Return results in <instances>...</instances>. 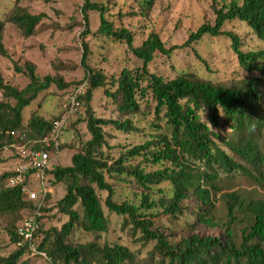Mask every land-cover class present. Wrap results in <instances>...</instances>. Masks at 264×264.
Listing matches in <instances>:
<instances>
[{"label": "trees", "instance_id": "16d2710c", "mask_svg": "<svg viewBox=\"0 0 264 264\" xmlns=\"http://www.w3.org/2000/svg\"><path fill=\"white\" fill-rule=\"evenodd\" d=\"M135 1H142L147 11L155 0ZM215 2L212 0L214 23L201 24L182 46L197 42L204 35H224L245 72L243 76L213 80L194 71H182L172 79L163 78L150 71V63L155 56H168L178 46L166 48L154 31L136 45L131 30L116 29L104 16L102 6L84 0L77 25L82 27L81 64L86 78L73 89L86 82L76 101L77 110L86 106L85 124L90 138L79 148L60 142L59 150L61 146L71 150L70 162L65 166L53 162L47 171L50 185L65 184L60 199L53 201L48 192L40 206L36 248L45 252L50 261L264 264V49L242 51L239 36L223 28L226 21L238 20L264 42V0H221L218 8ZM93 9L100 13L97 32L123 40L133 59L132 66L123 67L117 74H105L87 63V12ZM43 17L42 13L31 14L15 1L0 20V55H7L3 41L5 23L15 25L24 37H29L38 32ZM25 70L28 83L20 89L0 75V151L20 139L28 147L42 149V138L50 134L53 121L61 118L63 104H69L70 92L55 117L44 118L39 104L24 120V108L41 93L52 85H69L59 76L39 77L31 63H25ZM16 71L21 69L16 67ZM95 88H103L123 119L101 118L92 113L89 102ZM147 94L155 104L156 115L161 114L163 126L109 162L103 149L104 128L126 133L136 130L129 115L137 114L139 103L145 101ZM202 112H207L208 122L202 119ZM70 117L61 131L69 125ZM49 151L53 155L51 148ZM129 159L135 163L123 165ZM117 173H124L129 185L141 189L140 194L117 200L116 190L107 181V176ZM9 174L8 170L0 173V220L14 250L0 262L25 264V254L46 262L41 256L30 255L26 244L18 245L17 227L34 215L38 202L26 198L20 187L7 186ZM99 191L106 192L103 204L107 211L122 217V227L128 226L133 234L138 232L142 245L153 242L145 256L125 245L101 240V233L108 232L109 218ZM52 209L66 217L60 226L47 225ZM159 215L168 221L166 231L154 227L153 219ZM75 230L90 232L93 238L75 241L71 237Z\"/></svg>", "mask_w": 264, "mask_h": 264}, {"label": "rangeland", "instance_id": "374dc122", "mask_svg": "<svg viewBox=\"0 0 264 264\" xmlns=\"http://www.w3.org/2000/svg\"><path fill=\"white\" fill-rule=\"evenodd\" d=\"M15 1L31 14L42 13L44 17L40 21L38 32L29 37H24L15 25L5 23L3 41L7 55H0V75L5 82L20 89L28 83L25 70V63L28 62L34 65L35 73L39 77L59 76L64 83H68L69 85L65 88L52 85L32 104L24 108L22 113L26 120L29 112L40 104L39 113L44 118L51 119L58 114L60 105L69 92L71 93L73 88L86 78L85 69L81 64L82 27L77 25L81 21L80 9L84 0H0V20L4 18L5 13ZM90 1L103 7L104 16L114 24L116 29L124 27L131 30L134 34V44H140L150 32L154 31L158 33L166 48L178 46L173 48L168 56H155L150 63V71L163 78L172 79L182 71H194L202 77L213 80L245 74L232 51L229 39L224 35H204L197 42L182 46L188 35L201 24L214 23L212 0H155L147 11L144 10L142 1ZM220 3L221 0H217L215 7L218 8ZM87 15L90 29L85 39L88 43L87 63L105 74H117L123 67L132 66L133 59L123 40H113L97 32L100 24L99 10H90ZM223 28L239 36L242 51L264 49V42L256 38L244 23L238 20L226 21ZM16 67L20 68L21 72H17ZM139 106L137 114L129 115L132 124L136 126L133 132H120L109 126L104 128L106 145L103 149L110 158L109 162L117 160L129 148L150 138L155 130L158 131L163 126L161 114L156 115L155 104L148 94L145 101H140ZM89 107L96 117L124 118L114 108L110 98L103 92V88L93 89ZM85 109L86 106H82L72 115V118L70 117L71 122L69 121V125L62 131L60 142L79 148L90 138L85 124ZM201 117L208 122L207 112H202ZM8 155L9 148L0 151V173L12 167V161ZM70 155L71 150L61 146L59 154L53 156V162L65 166L70 162ZM134 163L133 159H129L123 165L130 166ZM125 179L124 173L107 176V181L116 190L117 200L131 198L135 193L141 192L140 188L134 184L129 185ZM50 189L52 200L55 201L64 194L65 184L56 183L51 185ZM98 195L109 218L108 232L101 233V240L125 245L140 256H145L153 242L142 245L138 240V232L133 234L128 226L122 227V217L107 211L103 204L106 192L99 191ZM65 220L64 215L52 209L47 225L60 226ZM153 221L154 227L163 231L167 230L168 221L164 215H159ZM71 237L75 241L85 242L91 240L93 234L75 230ZM13 250L14 246L4 229V222L0 220V259L8 256ZM23 259L26 260L25 264H46L44 260L31 258L27 254L23 256Z\"/></svg>", "mask_w": 264, "mask_h": 264}, {"label": "built area", "instance_id": "2783aa9c", "mask_svg": "<svg viewBox=\"0 0 264 264\" xmlns=\"http://www.w3.org/2000/svg\"><path fill=\"white\" fill-rule=\"evenodd\" d=\"M85 86L86 82L77 86L68 95L69 104H63L64 112L61 118L53 121L50 134L42 138V149L28 147L21 139L4 147V149L9 148L8 157L12 161V167L8 169L10 174L6 178V185L9 187H20L21 192L26 198L38 202L34 215L30 218H25L17 227V235L20 238L18 245L22 243L26 244L30 255L41 256L46 260V264L56 263L50 261L45 252L37 250L35 234L40 225V206L44 203L46 194L51 191L50 175L47 171L51 168L53 156L58 155L60 152L58 146L60 144L62 127L65 126L69 117L76 112L78 106L76 97L83 93ZM50 148L53 155H50Z\"/></svg>", "mask_w": 264, "mask_h": 264}]
</instances>
